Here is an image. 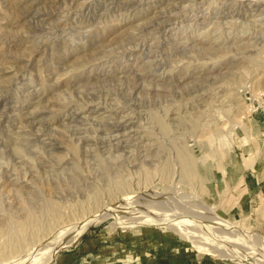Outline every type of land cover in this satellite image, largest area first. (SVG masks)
I'll use <instances>...</instances> for the list:
<instances>
[{
  "label": "rangeland",
  "instance_id": "rangeland-1",
  "mask_svg": "<svg viewBox=\"0 0 264 264\" xmlns=\"http://www.w3.org/2000/svg\"><path fill=\"white\" fill-rule=\"evenodd\" d=\"M0 264H264V0H0Z\"/></svg>",
  "mask_w": 264,
  "mask_h": 264
},
{
  "label": "bare ground",
  "instance_id": "bare-ground-1",
  "mask_svg": "<svg viewBox=\"0 0 264 264\" xmlns=\"http://www.w3.org/2000/svg\"><path fill=\"white\" fill-rule=\"evenodd\" d=\"M32 156H33V155H32ZM125 206H126V205H125ZM121 207H124V205H123V206L121 205ZM117 208H118V207H117ZM121 209H122V208H121ZM124 209H125V208H124ZM149 218H150V217H149ZM151 218H152V217H151ZM154 218H155V217H154ZM155 219H156V218H155ZM157 219L159 220V218H157ZM148 220H149V219H148ZM162 220H163V219H162ZM156 222H157V221H156ZM161 222H163V221H161ZM161 222H159V223H161ZM165 223H167V222H165ZM169 223H170V221H169ZM87 225H88V224H87ZM87 225H85V226H87ZM73 226H74V225H73ZM73 226H72V227H73ZM69 228L71 229V227H69ZM83 228H86V227H83ZM73 229H74V228H73ZM73 229H72V230H73ZM82 230H83V229H82ZM69 231H70V230H69ZM66 232H67V231H66ZM72 232H74V231H72ZM80 232H81V231H80ZM82 232H83V231H82ZM70 233H71V232H70ZM70 235H71V234H70Z\"/></svg>",
  "mask_w": 264,
  "mask_h": 264
}]
</instances>
